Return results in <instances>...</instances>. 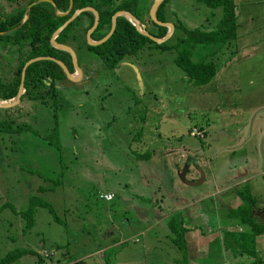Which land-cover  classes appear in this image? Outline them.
<instances>
[{"label":"rangeland","instance_id":"obj_1","mask_svg":"<svg viewBox=\"0 0 264 264\" xmlns=\"http://www.w3.org/2000/svg\"><path fill=\"white\" fill-rule=\"evenodd\" d=\"M138 1L140 24L152 32L154 0ZM235 3L236 38L220 51H192L195 62L216 66L207 85L189 82L169 47L186 30L216 27L222 9L167 0L166 48L145 44L109 71L73 47L83 77L58 85L56 110L23 99L0 112V120L30 127L0 134V258L31 249L45 264L162 263L169 218L200 234L221 227L224 209L213 200L241 175L251 178L252 217L264 222V175L250 153L264 148V0ZM192 129L203 136L191 137ZM107 193L108 202L100 198ZM33 195L46 206L35 208L34 226L23 231L17 214ZM34 261L22 254L18 264Z\"/></svg>","mask_w":264,"mask_h":264},{"label":"trees","instance_id":"obj_2","mask_svg":"<svg viewBox=\"0 0 264 264\" xmlns=\"http://www.w3.org/2000/svg\"><path fill=\"white\" fill-rule=\"evenodd\" d=\"M91 1V5L98 8L97 4L102 0ZM196 1L207 8H221V19L216 27L209 31L197 28L184 31V37H176L174 43L169 49L173 48L176 51L174 62L184 73L189 82L194 86H204L209 84L215 77L217 71L216 66L212 62H206L204 60L195 62L192 57V51L198 46L210 45H217L215 51H220L224 45L236 38L235 31L238 27V16L235 0ZM47 5L48 4H44V6ZM111 5V0H108L107 5H101L103 7L102 11L96 9L99 12V22L90 37L91 40L98 39L102 36L99 31L109 29L112 16L117 10L130 13L138 19L139 22L141 21L140 18L143 19L145 14L144 12H141L142 6H139L138 0L126 1L123 7L113 10ZM166 5L167 0H164L157 10L156 17L160 22H165L164 10ZM41 6L42 5L40 4L32 7L30 13ZM77 7L79 8L80 4H77ZM91 17L93 16L91 15ZM35 19H33V14H31L29 21L22 26L23 30L15 31L14 39H17L18 41L14 52H18L19 64L15 69V78L10 80L0 79V101H8L15 98L20 83L21 69L28 60L37 57L59 59L56 54L67 56L61 51L54 50L49 45V37L55 28L51 23L52 20L45 18L42 23H39L37 22V19ZM152 26L155 29V33H151L150 35L155 38H162L165 35V28L158 27L153 22ZM39 30L40 33H38ZM36 35L41 37L39 44H36ZM1 38L2 37L0 36V39ZM145 44H149L155 48H166L163 44L155 45L148 39L140 36L126 18L118 17L112 35L103 44L93 47L85 45V49L91 54H96L106 70H112L122 62L124 57L134 56L145 46ZM69 62H66V65L68 66L70 73L73 74L74 72ZM63 81L68 80L66 79L63 70L58 65L50 61H37L26 69L24 83L25 93L21 96L20 100L22 101L23 99H26L28 101L38 102L44 106L51 105L53 109L56 110V103L58 100L57 87ZM5 111L6 110L2 111L0 109V112ZM28 129H30V127L21 122L7 123L4 119L0 120V134L14 136L18 133L21 134L26 132ZM40 191L41 189H38V192ZM234 195L239 199L240 205L234 209H225L221 213V219H224L225 224L221 225L220 230L223 232L224 236H226V239L221 243L218 237L209 244L207 259L215 260L222 255V251L224 250L223 247L226 249L230 247L228 250L232 256L247 259L251 261L250 264H264L263 260L258 257L255 245L256 239L264 234V224L258 223L252 217V209L256 203V199L252 196L247 183L237 186L234 190ZM37 199L38 198L35 195L29 197L26 209L17 214L19 218L22 219L23 231L30 230L34 226L35 219L33 216L35 208L37 206H46ZM166 225L168 230V235L166 237L170 238L171 245L176 251H178L177 258L174 259L173 264H188V251L185 235L189 232L196 231L198 226H183V220H178L173 216L169 218ZM229 228H232L233 230L230 232V230L228 231ZM212 232H216V230L210 231V233ZM201 234L207 235L208 233L202 231ZM227 242H229V244H227ZM22 254H28L34 257L36 259L34 264H45L42 258L31 249L21 252L17 249L9 251L0 258V264H18Z\"/></svg>","mask_w":264,"mask_h":264},{"label":"flooded vegetation","instance_id":"obj_3","mask_svg":"<svg viewBox=\"0 0 264 264\" xmlns=\"http://www.w3.org/2000/svg\"><path fill=\"white\" fill-rule=\"evenodd\" d=\"M126 1H129V0H111L112 10L123 7ZM90 2L92 1L91 0H0V36L2 37L0 39V79L10 80L16 77L15 69L17 65L19 64L18 63L19 55H18V52H14L16 50V43L18 41L17 39H14L15 37L14 34H15V31L23 30L22 26H24L27 23V21H29L31 14H33V19L36 18L37 22L39 23L40 22L42 23L45 18L51 19L52 25L55 26L53 32H55L56 30L61 28L63 24L67 23L78 10L95 8L93 5H91ZM100 3L101 5H107L108 0H102L100 1ZM100 3L97 4L98 8H95V9H100L102 11L103 7L100 5ZM40 4L42 5L40 8H36L32 13H30V10L32 7L36 5H40ZM44 4H48V5L44 6ZM77 4H80L79 8L77 7ZM118 12H121V10H117L113 14V16L117 14ZM91 15L93 17H91ZM93 22H94L93 12L83 11L74 20L67 23L65 27L55 36L54 38L55 43L69 48L74 53V56L76 58L73 47H75L76 49L86 50L85 45L87 44H86L85 37H86V33L88 32V30L91 28ZM111 23H112V19H111ZM148 26L150 29L153 28L151 24ZM109 29L108 30L103 29L102 31H99L102 36L99 37L98 39H102L109 32ZM143 29L149 35L151 33H155V29L153 30L151 29L152 32L146 30L145 27ZM38 33H40V30ZM92 33L90 34V37ZM38 35L35 36L36 44H39V40L41 39V37ZM98 39H93V40H98ZM53 49L57 51H61L67 55L65 56L63 54H58V55L56 54V56H58L59 59H55V58L53 59L63 62L65 65L67 64L66 62L70 61L69 63L73 69V72L75 73V70L72 66V61L70 60V56L62 50H58L55 48ZM93 55L96 56V58L99 60V57L96 54H93ZM3 56L5 57L3 58ZM22 69H21V72H22ZM112 70H109V71H112ZM68 71L70 72L69 68H68ZM21 72H20V80H21ZM25 78H26V72H25ZM57 90H59L58 87H57ZM24 91H25V88H24ZM17 92H18V89H17ZM9 101L10 100L1 101V102H9ZM20 102L22 101L19 99L18 104H20ZM41 106H44V105H41Z\"/></svg>","mask_w":264,"mask_h":264},{"label":"crops","instance_id":"obj_4","mask_svg":"<svg viewBox=\"0 0 264 264\" xmlns=\"http://www.w3.org/2000/svg\"><path fill=\"white\" fill-rule=\"evenodd\" d=\"M164 12H165V10H164ZM206 31H209V30H206ZM196 131H199V130H196ZM199 132L202 133L203 130L199 131ZM202 136H203V134H202ZM193 138H195V137H193ZM156 152H158V151H156ZM250 153H251V157L253 156L254 159L261 161L258 164L256 170L259 169L261 175H264V169L262 167L263 161H264V148L256 147L255 151L252 148ZM250 179L251 178H245V176L241 175V178L236 183L229 186V188L237 187V186L247 182V184L250 188V191L252 192L251 187L249 185V181H251ZM189 186H196L197 187V185H189ZM229 188H227V189H229ZM227 189H225L223 191V193H225L227 191ZM234 190H235V188L233 189V191H232V189L229 190V193H225V194L220 193L219 197L216 198L215 200H213V203H212L213 208L215 209V207L218 206L219 209L225 210V209H234L237 206H239L240 201L234 195ZM106 202H108V201H106ZM192 203L193 202L186 204L185 207H187V208H188V206L190 207V205ZM258 223L264 224L263 221L258 222ZM219 228H220V226H219V222H218L216 225V228H214V230L216 229V232L210 233V231H214V230H209L208 232H206V233H208L207 235H201L200 233H196L197 231L187 233L185 240H186L187 251H188V259H187L188 264H244L247 261H249V260L244 259V258H236V257L232 256L228 250V249H230V247H228V249L223 247L224 250L222 251V255L220 257L216 258L215 260L207 259L209 244L215 238H218V237H219L221 243L223 240L226 239V236H224L223 232L218 231L219 233H217V230H219ZM231 229L232 228H229L228 231ZM227 244H229V242H227ZM263 246H264V234L260 235L256 239V252L258 254V257L261 260H263V262H264V247ZM165 252L166 253L168 252V253H167V256L165 259L160 260V261H162V263H160L159 261H155V260L152 261L151 260L149 262V264H173L174 259L177 258L174 247L171 245V247H169V249L166 250Z\"/></svg>","mask_w":264,"mask_h":264},{"label":"water","instance_id":"obj_5","mask_svg":"<svg viewBox=\"0 0 264 264\" xmlns=\"http://www.w3.org/2000/svg\"><path fill=\"white\" fill-rule=\"evenodd\" d=\"M164 0H154L150 9H149V17L150 20L157 25L158 27H162L166 29V33L162 38H155L151 35H149L146 31H144L143 26L139 27L140 22L138 19H136L133 15H131L128 12L125 11H121L118 12L117 14H115L112 17V23L110 24V29L109 32L102 38V39H98V40H90V34L93 32L94 28L96 27L98 21H99V14L97 12V10L95 8L92 9H83V10H78L74 16L67 22H71L72 20H74L80 13H82L83 11H90L93 12L94 14V22L91 26V28L88 30V32L86 33V44L90 47L96 46V45H101L103 44L113 33L114 28H115V24H116V20L117 17H124L126 18L133 26L134 30L142 37L148 39L150 42H152L155 45H162L165 42H167L170 38L171 35L173 33V23H166V22H160L158 21L157 17H156V13L158 8L160 7V5L162 4ZM236 1V0H235ZM63 24L61 26V28H59L58 30H56L55 32H53L50 36L49 39V44L51 47L58 49V50H62L64 52H66L69 56H70V60L72 61V66L75 70L74 74H71L68 71L67 66L60 61H57L53 58L50 57H37V58H33L30 59L26 62V64L23 66L22 72H21V80H20V85L18 88V92L17 95L14 99H11L9 102H1L0 101V109L1 110H7V109H11L13 106L17 105V103L19 102V99L21 97V95L24 94V81H25V72L26 69L33 63L37 62V61H50L55 63L56 65H58L64 72L66 79L72 83H77L79 82L82 77H83V73L82 70L80 69V67L77 65V61H75V56L74 53L67 47H64L63 45H58L57 43H55L54 38L55 36L65 27V25L67 24ZM192 185H197V183L192 184Z\"/></svg>","mask_w":264,"mask_h":264},{"label":"built area","instance_id":"obj_6","mask_svg":"<svg viewBox=\"0 0 264 264\" xmlns=\"http://www.w3.org/2000/svg\"><path fill=\"white\" fill-rule=\"evenodd\" d=\"M191 137H195V138H200L202 137V134L199 131H196L195 129H192L189 134ZM100 198L104 201H110L112 198V195L109 194H104L102 196H100Z\"/></svg>","mask_w":264,"mask_h":264},{"label":"clouds","instance_id":"obj_7","mask_svg":"<svg viewBox=\"0 0 264 264\" xmlns=\"http://www.w3.org/2000/svg\"><path fill=\"white\" fill-rule=\"evenodd\" d=\"M142 26V25H141Z\"/></svg>","mask_w":264,"mask_h":264}]
</instances>
